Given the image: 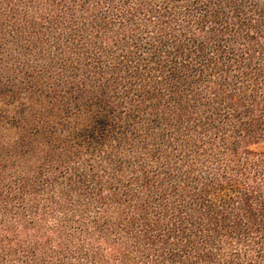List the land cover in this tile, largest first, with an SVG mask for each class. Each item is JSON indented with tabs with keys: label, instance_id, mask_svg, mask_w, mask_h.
Listing matches in <instances>:
<instances>
[{
	"label": "trees",
	"instance_id": "1",
	"mask_svg": "<svg viewBox=\"0 0 264 264\" xmlns=\"http://www.w3.org/2000/svg\"><path fill=\"white\" fill-rule=\"evenodd\" d=\"M0 264H264V0H0Z\"/></svg>",
	"mask_w": 264,
	"mask_h": 264
}]
</instances>
